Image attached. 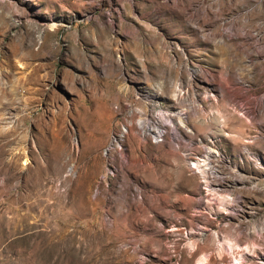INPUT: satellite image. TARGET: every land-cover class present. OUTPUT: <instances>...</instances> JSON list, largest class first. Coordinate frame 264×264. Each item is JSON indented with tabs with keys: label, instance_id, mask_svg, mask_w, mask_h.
Wrapping results in <instances>:
<instances>
[{
	"label": "rangeland",
	"instance_id": "1",
	"mask_svg": "<svg viewBox=\"0 0 264 264\" xmlns=\"http://www.w3.org/2000/svg\"><path fill=\"white\" fill-rule=\"evenodd\" d=\"M202 257L264 264V0H0V264Z\"/></svg>",
	"mask_w": 264,
	"mask_h": 264
},
{
	"label": "bare ground",
	"instance_id": "2",
	"mask_svg": "<svg viewBox=\"0 0 264 264\" xmlns=\"http://www.w3.org/2000/svg\"><path fill=\"white\" fill-rule=\"evenodd\" d=\"M140 126L141 128H143V130L145 131V133H148L150 135H152V137L154 138V140L157 141V143H162L167 135L166 131L164 129H161V127H156L155 129L150 128L149 125L146 124L145 120L144 121H140ZM150 132V133H149ZM29 163V159L27 158V160L25 161V165ZM192 168L193 169H199L202 174H203V177L207 180L208 176L209 175H212V176H218V171L215 170V169H212V165H210L209 161L207 158H201L199 161H192ZM205 180V181H206ZM207 183H208V180H207ZM233 252L235 253L237 250H241L242 247L240 246H237L236 248H233L232 246L230 247ZM206 257H202V259L200 260V264H205L206 262ZM262 263H264V258H261L260 259ZM237 261V264H245V261L243 260H238L236 259Z\"/></svg>",
	"mask_w": 264,
	"mask_h": 264
}]
</instances>
